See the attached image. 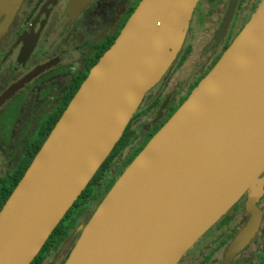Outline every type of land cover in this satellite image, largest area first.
I'll use <instances>...</instances> for the list:
<instances>
[{
	"label": "water",
	"instance_id": "1",
	"mask_svg": "<svg viewBox=\"0 0 264 264\" xmlns=\"http://www.w3.org/2000/svg\"><path fill=\"white\" fill-rule=\"evenodd\" d=\"M81 0H74L78 4ZM199 0H141L0 210V264H31L181 52ZM22 0H0V38ZM238 0H230L218 40ZM3 17V18H1ZM124 152L126 156L128 148ZM264 194V0L80 226L63 264H179L244 197L243 249Z\"/></svg>",
	"mask_w": 264,
	"mask_h": 264
},
{
	"label": "flooded vegetation",
	"instance_id": "2",
	"mask_svg": "<svg viewBox=\"0 0 264 264\" xmlns=\"http://www.w3.org/2000/svg\"><path fill=\"white\" fill-rule=\"evenodd\" d=\"M140 1L81 0L74 4V0H22L0 38V210L91 68L113 44ZM260 1L238 0L227 33L220 40L216 33L230 0L198 1L190 28L196 16L206 18L207 31L212 33L210 38L208 34L205 37L209 41L201 61L187 73L181 68L185 61H180L181 57L190 54L184 48L189 28L171 70L147 92L122 137L86 187L89 192L80 195L83 200L79 204L85 209L80 224L66 235H51L41 250L43 254L39 253L31 264L64 263L80 226L100 201L98 194L109 184L98 173L109 166L106 174L116 178L188 97L193 84L214 66ZM141 111H145L143 121ZM117 153L120 155L115 162ZM92 184L97 189L95 194ZM245 200L246 196L234 206L232 214L227 213L205 232L179 264H264V194L257 203L262 211L258 230L243 249L227 259L230 243L249 218ZM85 202L89 206H83ZM48 253L54 255L51 262H47Z\"/></svg>",
	"mask_w": 264,
	"mask_h": 264
},
{
	"label": "rangeland",
	"instance_id": "3",
	"mask_svg": "<svg viewBox=\"0 0 264 264\" xmlns=\"http://www.w3.org/2000/svg\"><path fill=\"white\" fill-rule=\"evenodd\" d=\"M206 21H207L206 18H197V16H196L192 22V26L190 28V31L188 33V38H187L186 43H185L186 45L184 47L190 53L186 57H184L185 61L183 60L184 65L181 68H183L184 73H187L190 70H192L194 65L197 62L201 61V59H202L201 56H202L204 47L206 46V44L209 41V39H208V41H206L205 37H207V34H208V37L210 38L211 34H212L210 31H207L208 24H206ZM204 23H205V25H204ZM203 25H204V27H203ZM139 116L141 117V121H143L145 118V111H141L139 113ZM134 133H136V132H134ZM126 150L127 149L125 148L124 151H126ZM119 155H120V153H117V155L115 156V162H116ZM108 167L109 166L105 167L104 171H100L98 173V176L100 178L102 177V181H105L106 183H108V181H109V183L112 182L113 177H114V174H106V172L108 171ZM96 179L98 180V178H96ZM91 188H92V193H94V194L97 193V189L94 186V184H92ZM79 200H80V202H82L83 199H79ZM78 204L79 203H77L71 209V211L68 212L66 217L63 218V220L60 222L61 227H60V230L58 231L60 234L65 235L64 233L66 231H67L66 232V234H67L71 229H73L74 226H77L80 224V219H81V216L83 215L85 209H83L80 204H79L80 206L77 209H75V207ZM83 206L87 207L89 205H87L85 202ZM40 254H43V251L40 252ZM53 256H54L53 253H48L46 255L47 260H48L47 262H51L53 260ZM39 257H40V255H39ZM40 259H42V258L40 257L39 261H40Z\"/></svg>",
	"mask_w": 264,
	"mask_h": 264
},
{
	"label": "trees",
	"instance_id": "4",
	"mask_svg": "<svg viewBox=\"0 0 264 264\" xmlns=\"http://www.w3.org/2000/svg\"><path fill=\"white\" fill-rule=\"evenodd\" d=\"M183 60H184V56L181 57L180 61H183ZM197 84H198V81H196V82L193 84L192 88H194ZM174 110L176 111L175 108H174ZM174 110H173V111H174ZM131 160H132V158H130V159L127 161V163L125 164V166H124V167L120 170V172L117 174L116 178H115L112 182H110V183L106 186V188H105L103 191H101V192L98 194V197H99L100 201H101L102 198L105 196V194L107 193V191L111 188V186L114 184V182H115V180L118 178V176L123 172V170L126 168V166L131 162ZM11 191H12V188H11V190L8 192L7 196L11 194V193H10ZM87 192H89V189H86L84 192H82V193H83L82 196H84ZM7 196H6V197H7ZM8 197H9V196H8ZM8 197H7V198H8ZM81 198H82V197H80V199H81ZM79 202H80V200L77 201L76 204L79 203ZM76 204H75V205H76ZM60 227H61V224H59V225L57 226V228L53 231V233L51 234L52 237H54V236H56V235L58 234V231L60 230ZM66 232H67V231H66ZM66 232L64 233L65 235H66ZM36 261H37V259L35 258L34 262H36Z\"/></svg>",
	"mask_w": 264,
	"mask_h": 264
}]
</instances>
